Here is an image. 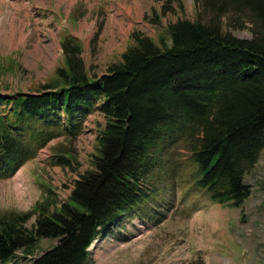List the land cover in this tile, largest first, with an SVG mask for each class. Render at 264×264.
<instances>
[{
	"label": "trees",
	"instance_id": "trees-1",
	"mask_svg": "<svg viewBox=\"0 0 264 264\" xmlns=\"http://www.w3.org/2000/svg\"><path fill=\"white\" fill-rule=\"evenodd\" d=\"M157 1L158 11L143 17L151 26L184 12V0ZM193 2V20L165 26L168 45L134 29L119 61L97 76L81 41L65 34L63 64L48 81L27 93L0 92V180L56 139L63 142L49 148V164L76 172L74 143L86 120L99 113L104 121L96 124L89 170L59 207L47 200L0 216V264H17L16 253L31 255L42 239L56 243L28 264H89L94 241L146 204L150 180L176 142L197 168L194 188L211 202L234 209L249 198L245 176L264 150V0ZM247 23L251 39L227 31Z\"/></svg>",
	"mask_w": 264,
	"mask_h": 264
},
{
	"label": "rangeland",
	"instance_id": "rangeland-1",
	"mask_svg": "<svg viewBox=\"0 0 264 264\" xmlns=\"http://www.w3.org/2000/svg\"><path fill=\"white\" fill-rule=\"evenodd\" d=\"M183 4V13L168 14L154 27L143 17L149 18L153 9L158 11L157 0H0V92H28L48 81L55 67L63 64L59 42L65 34L81 41L86 68L97 76L119 55L111 56L110 49L126 48V35L134 29L158 45L160 38L168 45L165 26L177 18H195L193 0ZM227 31L240 39L252 37L248 23ZM103 123L99 114L87 119L74 143L76 172L49 164V148L63 142L56 139L13 177L0 180V216L31 211L47 200L59 207L78 174L89 170L96 124ZM188 157L183 142L167 148L150 180L146 204L113 233L94 241L89 264H264V150L245 176L251 195L234 209L211 202L194 188L192 174L197 168ZM36 216L26 228L32 227ZM54 245L52 239H42L31 255L18 251L21 259L16 262L28 264Z\"/></svg>",
	"mask_w": 264,
	"mask_h": 264
},
{
	"label": "crops",
	"instance_id": "crops-1",
	"mask_svg": "<svg viewBox=\"0 0 264 264\" xmlns=\"http://www.w3.org/2000/svg\"><path fill=\"white\" fill-rule=\"evenodd\" d=\"M129 34V33H128ZM128 34L126 35L127 37H126V39L128 40ZM126 40V41H127ZM125 49V48H124ZM124 49H121V48H119V46L118 45H116L114 48H111L110 49V52H112V54H111V56H114V54H119L118 56H117V59H115L114 61H112V62H117V61H119V59H120V56H121V54L124 52ZM109 52V53H110ZM112 62H109V63H112ZM108 63V64H109ZM102 75V74H101ZM100 76V75H99ZM96 114H98V113H96Z\"/></svg>",
	"mask_w": 264,
	"mask_h": 264
}]
</instances>
